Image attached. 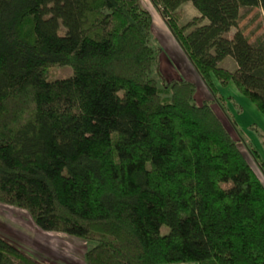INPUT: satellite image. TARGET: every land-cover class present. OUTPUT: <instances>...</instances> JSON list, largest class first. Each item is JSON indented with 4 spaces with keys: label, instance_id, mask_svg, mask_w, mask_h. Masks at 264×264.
<instances>
[{
    "label": "trees",
    "instance_id": "1",
    "mask_svg": "<svg viewBox=\"0 0 264 264\" xmlns=\"http://www.w3.org/2000/svg\"><path fill=\"white\" fill-rule=\"evenodd\" d=\"M147 1L210 100L161 77L141 0H0V205L91 243L84 264H264V186L239 144L264 161L211 108L230 84L264 117V39L238 27L264 0ZM0 264L40 263L0 237Z\"/></svg>",
    "mask_w": 264,
    "mask_h": 264
},
{
    "label": "rangeland",
    "instance_id": "2",
    "mask_svg": "<svg viewBox=\"0 0 264 264\" xmlns=\"http://www.w3.org/2000/svg\"><path fill=\"white\" fill-rule=\"evenodd\" d=\"M141 5L151 15L152 28L151 39L149 41L150 45L159 48L161 54L165 53L166 57H169V54L164 51V47L162 46L165 45L161 35L164 27L159 20L157 12L150 6L147 0H141ZM180 10L182 12L180 24L183 25L191 20L192 9L186 8L183 11L180 8ZM241 15L242 19L238 27L243 28L244 34L250 36L249 41L256 37L264 39V11L242 9ZM160 28L162 29L160 30ZM233 31L231 29L227 35L230 36ZM165 32L175 42L167 29ZM219 67L233 72L236 65L231 58L226 57L220 62ZM174 69L176 70L175 67ZM159 73L163 79H166L164 74L160 72V69ZM69 76H71V69L64 67L56 68L53 71L52 77L53 79H61ZM201 87L205 91V95L203 94V96L201 93H199L201 96H198V93L195 95L197 104L203 100H210V96L204 86L202 85ZM229 87H231L230 84L220 89V94L225 99L230 97L228 102L227 100L225 101L227 102V104L225 103V113L215 103H211V108L230 136L234 140L241 139L245 143L248 142L249 147L256 149L260 159L264 161V144H262V139L260 138V136L264 137V117L244 98L239 95L235 97L230 95ZM232 120L237 126L236 128L240 135L239 138L235 129L231 126ZM238 148L251 170L264 186V176L252 162L241 143ZM165 232L166 229L161 228V233ZM0 237L17 248L21 253L40 264H84L83 253L92 245L91 243H83L78 239L66 237L61 234L41 232L31 223L25 212L3 205H0Z\"/></svg>",
    "mask_w": 264,
    "mask_h": 264
},
{
    "label": "crops",
    "instance_id": "3",
    "mask_svg": "<svg viewBox=\"0 0 264 264\" xmlns=\"http://www.w3.org/2000/svg\"><path fill=\"white\" fill-rule=\"evenodd\" d=\"M190 4V3H189ZM187 3L182 4L180 8L183 9V11L188 8L192 9L191 17H198V14L195 10H193V7ZM192 7V8H191ZM158 18V17H157ZM161 21V19L159 18ZM162 22V21H161ZM162 25L164 27V30H162V37L163 42L165 45H162L164 48V51L169 54V57L164 54L159 55V65L158 70L160 69V72L164 74L165 80H185L189 81L194 84L196 95L198 93V96L205 95V91L202 89V83L200 82L198 76L196 75L195 71L192 69L191 65L187 61V59L184 57L182 52L180 51L179 47L175 42H173L169 36L166 34V28L162 22ZM158 26V25H157ZM159 27V26H158ZM159 29V28H158ZM162 28H160L161 30ZM176 68V70L174 69ZM229 93L230 95L234 96L237 95V92L233 88V86L229 87ZM203 95V96H204ZM202 96V97H203ZM180 264H194V263H180Z\"/></svg>",
    "mask_w": 264,
    "mask_h": 264
}]
</instances>
